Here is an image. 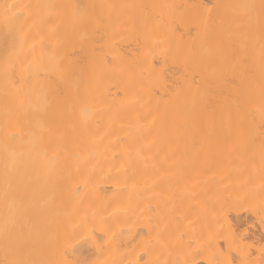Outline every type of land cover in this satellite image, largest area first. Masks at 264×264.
<instances>
[{
  "label": "bare ground",
  "instance_id": "6f19581e",
  "mask_svg": "<svg viewBox=\"0 0 264 264\" xmlns=\"http://www.w3.org/2000/svg\"><path fill=\"white\" fill-rule=\"evenodd\" d=\"M262 206L264 0H0V264H264Z\"/></svg>",
  "mask_w": 264,
  "mask_h": 264
},
{
  "label": "clouds",
  "instance_id": "9594fccd",
  "mask_svg": "<svg viewBox=\"0 0 264 264\" xmlns=\"http://www.w3.org/2000/svg\"><path fill=\"white\" fill-rule=\"evenodd\" d=\"M93 114H94L93 110L91 108H88V107H83L80 110L81 119L85 122L90 120L92 118Z\"/></svg>",
  "mask_w": 264,
  "mask_h": 264
},
{
  "label": "snow or ice",
  "instance_id": "6c2138e0",
  "mask_svg": "<svg viewBox=\"0 0 264 264\" xmlns=\"http://www.w3.org/2000/svg\"><path fill=\"white\" fill-rule=\"evenodd\" d=\"M223 207H225V208L230 207L231 209H237L238 207H242V205H239L238 203H232L228 200H225ZM261 211L264 212V206H262ZM260 222L262 224H264V215H261V221Z\"/></svg>",
  "mask_w": 264,
  "mask_h": 264
},
{
  "label": "rangeland",
  "instance_id": "374dc122",
  "mask_svg": "<svg viewBox=\"0 0 264 264\" xmlns=\"http://www.w3.org/2000/svg\"><path fill=\"white\" fill-rule=\"evenodd\" d=\"M249 225H250V224H249ZM251 225H252V224H251ZM246 230L248 231L247 233H249V232H251L252 228L249 227V226H248V227L246 226ZM249 230H250V231H249Z\"/></svg>",
  "mask_w": 264,
  "mask_h": 264
}]
</instances>
